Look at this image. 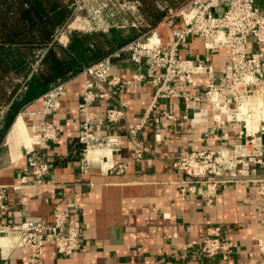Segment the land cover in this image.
Instances as JSON below:
<instances>
[{
    "label": "crops",
    "instance_id": "crops-1",
    "mask_svg": "<svg viewBox=\"0 0 264 264\" xmlns=\"http://www.w3.org/2000/svg\"><path fill=\"white\" fill-rule=\"evenodd\" d=\"M256 3L264 9V0ZM153 30L162 40L169 37V29L161 23ZM181 52L191 58H207L212 61L215 75H223L224 53L208 51L201 37H189ZM134 68L125 53L114 60L110 74L128 81ZM146 68L144 64L142 70L147 75L143 81L125 85L117 95L118 100L127 102L126 120L116 129L121 131V147L112 156L115 164L124 165L122 171L93 168L82 173L79 169L77 105L83 87L81 74L65 81L59 108L46 115L57 128L56 141L31 144L28 137L43 117L16 115L0 139V184L8 185L7 208L0 213V223L38 216L51 224L53 209L77 204L81 217L80 249L65 256L47 243L43 264H264V253H259L257 245L264 233V219L261 201L253 189L242 182L226 184L208 206L199 195L180 193L183 175L171 165L185 151L207 146L231 147L244 141V137L237 136L232 129H228V136L223 135V130L210 131V112L207 124L192 125L183 118L185 113H191L190 102L164 98L157 101L137 134L147 150L140 158L132 157L136 149L125 129L139 120L155 90L152 74ZM205 80L204 75H196L193 85L184 84L181 88L203 94ZM204 106L202 103L201 107ZM163 111L173 114L175 119H167ZM102 113V102L90 105L91 116ZM109 131L107 126L97 128L101 134ZM32 151L50 166L47 184L40 191L34 187H14L26 165V156ZM209 226H219L221 237L235 242L232 254L206 257L198 252V242ZM6 246L7 239L0 237V264H28L26 249Z\"/></svg>",
    "mask_w": 264,
    "mask_h": 264
},
{
    "label": "built area",
    "instance_id": "built-area-1",
    "mask_svg": "<svg viewBox=\"0 0 264 264\" xmlns=\"http://www.w3.org/2000/svg\"><path fill=\"white\" fill-rule=\"evenodd\" d=\"M127 7L137 10V3L132 2ZM218 9H221L220 13ZM160 23L169 29L166 40L158 36L154 27L79 72L83 76L77 105L80 114V171L89 173L93 168L109 172L123 170L122 163L112 161L113 154L121 147V131L116 129L126 120L127 107V102L118 100L117 95L125 85L146 78L147 72L142 70L146 64L155 90L139 120L125 129L135 145L132 157L140 158L147 150L137 134L156 108L157 101L182 98L191 103V113H185L183 118L192 125L207 124L210 112V131L223 130V135L228 136V129H232L245 139L231 147L193 148L178 155L171 165L183 175L179 181L180 193L199 195L211 206L221 187L242 182L260 199L264 219V9L256 0H188L178 8H168ZM62 30L63 26L56 30L54 41L61 42ZM191 36L201 37L208 51L224 53L221 77L215 75L212 61L207 58L182 54L181 47ZM125 53L135 68L130 80L121 81L111 75L110 70L114 60ZM42 55L35 61L34 69ZM196 75L206 77L203 94L181 88L184 84L193 85ZM64 93L65 81L54 83L19 111L21 115L43 117L28 137L31 144L42 145L57 140V128L46 115L59 108ZM98 101L103 103V113L93 117L89 114V107ZM202 103L204 107H201ZM162 114L167 119H175L167 111ZM102 126H107L110 131L98 133L97 128ZM49 169L47 161L38 157L36 152H30L14 187L42 190L47 184L45 178ZM7 188L8 185L0 184V213L7 208ZM80 228V211L74 203L70 208L53 209L51 224L38 216L2 222L0 237L7 239L6 248L26 249L28 264H43L42 254L47 243L53 244L58 254L77 253L81 246ZM221 233L219 226H209L198 242V252L206 257L232 254L235 242L221 237ZM257 245L259 253H264V233L259 236Z\"/></svg>",
    "mask_w": 264,
    "mask_h": 264
},
{
    "label": "trees",
    "instance_id": "trees-1",
    "mask_svg": "<svg viewBox=\"0 0 264 264\" xmlns=\"http://www.w3.org/2000/svg\"><path fill=\"white\" fill-rule=\"evenodd\" d=\"M74 1L0 0V139L19 111L52 84L66 81L139 36L135 28L123 34V30L113 27L109 39L91 43L85 34L68 28L61 42L54 41L56 30L70 18ZM122 1L137 3L142 33L156 27L168 8H178L188 0Z\"/></svg>",
    "mask_w": 264,
    "mask_h": 264
},
{
    "label": "rangeland",
    "instance_id": "rangeland-1",
    "mask_svg": "<svg viewBox=\"0 0 264 264\" xmlns=\"http://www.w3.org/2000/svg\"><path fill=\"white\" fill-rule=\"evenodd\" d=\"M131 3L122 0H75L73 17L67 20L62 32L64 34L68 28L76 30L85 34L91 43L109 39L113 27L123 30V34L130 27L135 28V32L141 35L146 31L139 32L137 10L127 7ZM220 11L221 9L217 10L218 13Z\"/></svg>",
    "mask_w": 264,
    "mask_h": 264
}]
</instances>
